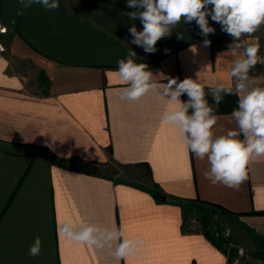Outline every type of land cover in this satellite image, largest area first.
<instances>
[{"label": "crops", "instance_id": "0c3cea01", "mask_svg": "<svg viewBox=\"0 0 264 264\" xmlns=\"http://www.w3.org/2000/svg\"><path fill=\"white\" fill-rule=\"evenodd\" d=\"M137 10L126 0H59L55 10L0 0L7 27L0 33L7 38L0 42V264H233L234 249L228 254L203 231L185 230L174 199L223 206L219 221L235 244L262 250L264 156L249 161L238 188L212 184L203 175L207 159L196 158L162 121L175 107L170 97L150 91L124 99L127 85L116 74L131 50L157 81L192 78L212 96L217 85H233V38L210 17L215 32L207 37L182 18L146 53L128 31H142L127 15ZM241 41H258L264 57V24ZM260 75L258 63L249 76ZM231 114L214 113L215 135L236 128ZM66 221L122 230L135 246L118 259V242L97 248L60 235ZM37 236L42 250L33 258L28 250Z\"/></svg>", "mask_w": 264, "mask_h": 264}, {"label": "clouds", "instance_id": "9594fccd", "mask_svg": "<svg viewBox=\"0 0 264 264\" xmlns=\"http://www.w3.org/2000/svg\"><path fill=\"white\" fill-rule=\"evenodd\" d=\"M34 3L48 10L59 7V0H19L24 8ZM126 6L138 9L127 15L130 20L139 19L142 31H138L135 25L128 31L133 37L131 42L143 47L146 53H154L157 42L170 36L172 28L182 18L185 23L195 21L201 34L207 37L215 32L209 25L210 17L233 38L234 43L228 46L227 51L232 57L239 56L231 66L233 85L219 84L211 89L216 105L224 95L238 97L237 108L231 114L236 128L222 135L214 134L217 122L215 109L208 104L204 88L196 80L185 78L178 83L176 78L164 77L168 82H159L148 70L147 64L135 62L136 53L131 50L127 58L117 61L116 74L127 85L123 90L124 99L139 100L150 91L157 92L164 99L170 97L166 100L175 107L164 111L162 121L177 129L178 135L196 158L207 159L209 168L203 173L205 178L212 184L238 188L247 178L249 161L264 156V75L249 76L258 63L264 65V57L258 56V41H241L242 37H251L264 24V0H126ZM21 14L22 11L17 12V15ZM210 44V40H204L205 46ZM242 47L241 53L239 49ZM192 50H196L194 46ZM183 94H187L188 101L179 99ZM189 109H192L191 114ZM241 135L243 139L238 138ZM58 232L75 243L97 248L112 247L114 242H118L114 252L118 259L126 258L135 246L132 240L124 238L122 230H109L86 222L76 225L66 221L58 225ZM41 250L42 241L37 236L29 247L28 255L35 258Z\"/></svg>", "mask_w": 264, "mask_h": 264}, {"label": "trees", "instance_id": "16d2710c", "mask_svg": "<svg viewBox=\"0 0 264 264\" xmlns=\"http://www.w3.org/2000/svg\"><path fill=\"white\" fill-rule=\"evenodd\" d=\"M205 93V99L208 101V104L215 109L214 113L230 112L237 108L238 97L236 95H224L219 105H216L213 97L210 96L206 91ZM188 99L189 98L187 94H183V102L188 101ZM191 112L192 109H189V114H191ZM153 193L158 200H161L163 194L160 191L155 190ZM174 201L182 206L185 221L187 220L188 216L195 214L202 223V231L204 234H206L222 250L227 249L226 240L222 234V229L225 226L223 228L217 226V223L220 222L219 218L227 213V210L223 206L200 200L174 199ZM215 214L218 215V218H214Z\"/></svg>", "mask_w": 264, "mask_h": 264}, {"label": "built area", "instance_id": "2783aa9c", "mask_svg": "<svg viewBox=\"0 0 264 264\" xmlns=\"http://www.w3.org/2000/svg\"><path fill=\"white\" fill-rule=\"evenodd\" d=\"M7 31V27L0 24V33H5ZM0 50L3 51L5 48L0 44ZM214 218H218V215H214ZM185 230L186 231H202V223L200 219L195 214H191L188 216L187 220L185 221ZM226 230L227 233L226 234ZM223 237L226 240V248L229 252L234 249L235 250V257L233 259V264H240L242 257L245 255L246 249L242 245H237L234 243V241L231 239V229L228 226H225L222 229Z\"/></svg>", "mask_w": 264, "mask_h": 264}, {"label": "rangeland", "instance_id": "374dc122", "mask_svg": "<svg viewBox=\"0 0 264 264\" xmlns=\"http://www.w3.org/2000/svg\"><path fill=\"white\" fill-rule=\"evenodd\" d=\"M6 39H7L6 36H2L0 34V42H4ZM217 226L223 228L224 223L220 221L217 223ZM231 239H232V233H231ZM234 243H236L235 240ZM242 246L245 247L246 252L245 255L242 257L240 264H264V240H262V250L260 252H257L256 254L255 252L251 251L247 246L245 245Z\"/></svg>", "mask_w": 264, "mask_h": 264}, {"label": "water", "instance_id": "95a60500", "mask_svg": "<svg viewBox=\"0 0 264 264\" xmlns=\"http://www.w3.org/2000/svg\"><path fill=\"white\" fill-rule=\"evenodd\" d=\"M162 199H163V200H165V199H166V197H165V196H162Z\"/></svg>", "mask_w": 264, "mask_h": 264}]
</instances>
